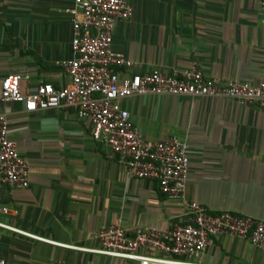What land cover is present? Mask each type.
Here are the masks:
<instances>
[{
  "label": "crops",
  "instance_id": "obj_1",
  "mask_svg": "<svg viewBox=\"0 0 264 264\" xmlns=\"http://www.w3.org/2000/svg\"><path fill=\"white\" fill-rule=\"evenodd\" d=\"M74 0H0V85L20 75L23 93L54 88L70 78L57 63L71 55ZM132 10L113 31L111 47L131 62L119 78L196 66L225 84L264 82V14L261 0H125ZM149 142L177 137L187 143L185 192L167 198L158 185L131 177L120 156L92 138V125L74 110L27 113L1 103L0 114L29 167V187H5L1 221L41 241L0 228L6 264H136L66 249L97 250L98 232L115 224L129 236L145 228L183 225L189 204L212 214L231 212L264 222V112L224 97L137 96L122 103ZM139 254H150L144 249ZM189 264H264V250L218 235Z\"/></svg>",
  "mask_w": 264,
  "mask_h": 264
},
{
  "label": "built area",
  "instance_id": "obj_2",
  "mask_svg": "<svg viewBox=\"0 0 264 264\" xmlns=\"http://www.w3.org/2000/svg\"><path fill=\"white\" fill-rule=\"evenodd\" d=\"M72 14L71 55L69 61L57 63L70 82L61 88L50 84L23 93L21 76H6L0 85L1 103H21L27 113L48 109L74 110L92 125V138L120 156L131 177L157 183L167 198H179L185 192L189 157L187 143L177 137L159 142L146 141L131 123L123 101L137 96L224 97L240 105H257L264 112V82L256 85L228 82L221 84L208 78L196 67L164 74L158 70L119 78L118 70L131 62L111 47L115 25L132 16L125 0H74ZM264 14V0L260 2ZM5 187H29V167L9 136L8 122L0 114V194ZM12 213L0 199V228L31 237L1 221ZM230 235L264 250V222L250 216L221 212L212 214L196 202L189 204V216L183 225L169 230L145 228L129 236L120 224L101 229L97 250L62 246L136 264H189L179 260L204 250L209 240ZM144 249L150 254H139ZM0 264H6L0 259ZM54 264H64L61 261Z\"/></svg>",
  "mask_w": 264,
  "mask_h": 264
}]
</instances>
